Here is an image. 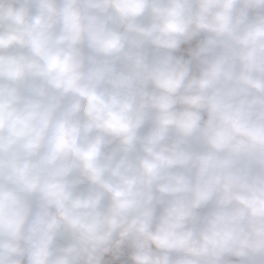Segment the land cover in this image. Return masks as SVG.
<instances>
[{
	"label": "clouds",
	"instance_id": "1",
	"mask_svg": "<svg viewBox=\"0 0 264 264\" xmlns=\"http://www.w3.org/2000/svg\"><path fill=\"white\" fill-rule=\"evenodd\" d=\"M0 264H264V0H0Z\"/></svg>",
	"mask_w": 264,
	"mask_h": 264
}]
</instances>
